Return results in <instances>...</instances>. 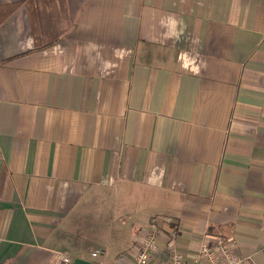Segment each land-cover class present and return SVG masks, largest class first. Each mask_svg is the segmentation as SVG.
Here are the masks:
<instances>
[{
  "label": "crops",
  "instance_id": "1",
  "mask_svg": "<svg viewBox=\"0 0 264 264\" xmlns=\"http://www.w3.org/2000/svg\"><path fill=\"white\" fill-rule=\"evenodd\" d=\"M14 6L0 264L133 260L154 219L149 264L173 247L203 264L215 236L264 264V0H0V16Z\"/></svg>",
  "mask_w": 264,
  "mask_h": 264
},
{
  "label": "built area",
  "instance_id": "2",
  "mask_svg": "<svg viewBox=\"0 0 264 264\" xmlns=\"http://www.w3.org/2000/svg\"><path fill=\"white\" fill-rule=\"evenodd\" d=\"M164 222L171 223V219L164 220ZM160 220L154 219L151 223V229L148 230L144 236L138 240L136 253L133 260H128L126 255H121L117 259V264H149L151 258L158 251L157 237L162 233L159 225ZM176 236H171L175 239ZM94 264H106L102 260V254L96 251L92 254ZM197 259L203 264H249V259L237 256L231 247L228 239L220 236L212 238H205L201 242ZM73 257L65 254H55V264H74ZM185 255L178 251L175 247L172 248V258L168 264H185Z\"/></svg>",
  "mask_w": 264,
  "mask_h": 264
},
{
  "label": "trees",
  "instance_id": "3",
  "mask_svg": "<svg viewBox=\"0 0 264 264\" xmlns=\"http://www.w3.org/2000/svg\"><path fill=\"white\" fill-rule=\"evenodd\" d=\"M17 7L16 6H14V7H11L10 9H8V14L6 15V16H4V17H2V16H0V17H2V18H0V24L7 18V17H9L12 13H13V11H15V9H16Z\"/></svg>",
  "mask_w": 264,
  "mask_h": 264
},
{
  "label": "water",
  "instance_id": "4",
  "mask_svg": "<svg viewBox=\"0 0 264 264\" xmlns=\"http://www.w3.org/2000/svg\"><path fill=\"white\" fill-rule=\"evenodd\" d=\"M74 264H94L93 262L81 259V258H75Z\"/></svg>",
  "mask_w": 264,
  "mask_h": 264
}]
</instances>
